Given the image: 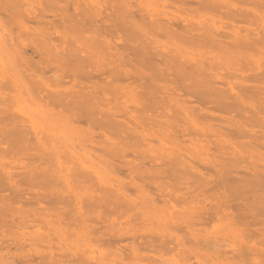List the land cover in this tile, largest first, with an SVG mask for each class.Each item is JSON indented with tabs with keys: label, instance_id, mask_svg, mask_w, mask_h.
Returning a JSON list of instances; mask_svg holds the SVG:
<instances>
[{
	"label": "bare ground",
	"instance_id": "6f19581e",
	"mask_svg": "<svg viewBox=\"0 0 264 264\" xmlns=\"http://www.w3.org/2000/svg\"><path fill=\"white\" fill-rule=\"evenodd\" d=\"M190 259L264 264V0H0V264Z\"/></svg>",
	"mask_w": 264,
	"mask_h": 264
},
{
	"label": "rangeland",
	"instance_id": "374dc122",
	"mask_svg": "<svg viewBox=\"0 0 264 264\" xmlns=\"http://www.w3.org/2000/svg\"><path fill=\"white\" fill-rule=\"evenodd\" d=\"M30 25H31V24H30ZM13 26L16 28L15 25H13ZM12 28H13V27H12ZM12 28H11V30H12ZM15 28H13L12 31H15V30H16ZM16 32H17V31H16ZM21 36H22V37H25V36H23V35H21ZM22 37H21V38H22ZM25 39H26V38H25ZM25 39H24V40H25ZM26 52H27L28 55L30 54V50H29V49H27ZM34 60H37V57H34ZM83 128H84V127H83ZM128 157H130L128 160H131V158H132L131 155H130V156L128 155ZM132 159H133V158H132ZM27 161H28V160H27ZM146 165H147V164H146ZM146 165H145V166H146ZM148 165H149V164H148ZM119 175H120V177H118V178H122V180H123V179L125 180L126 178H128L126 172H124V171H122ZM117 176H118V175H117ZM114 177H116V176L113 175L112 178H114ZM116 178H117V177H116ZM116 178H115V179H116ZM113 180H114V179H113ZM114 182H116V181H114ZM132 193H133V192L130 191V194H132ZM132 196H133V195H132ZM180 205H181V204H180ZM180 205H179V206H180ZM35 208H36V207H35ZM26 209H27V208H26ZM28 209H29V208H28ZM216 225H217V224H212L211 226H213V227H208V229L210 228L209 231H210V230H213L214 226H216ZM41 230H42V229H41ZM13 237H14V236H13ZM13 237H12V238H13ZM126 243H127V242L122 243L121 246H124ZM10 249H11V251L14 250V248H12V247H11ZM142 251H143V250H141V252H142ZM107 252H108V251H107ZM174 252H175V251H174ZM174 252H171V253H173V254H171V256H170V253H169V255L167 254L168 256L165 255L163 258H164V259H165V258H167V259H171V258H175V257H177V256H174V257H173V255H176ZM142 253H143V252H142ZM145 253H146V252H144V254H145ZM140 254H141V253H140ZM146 255H147V254H146ZM142 256H143V255H142ZM142 256H140V258H143ZM146 258H147V257H146ZM175 259H177V258H175ZM191 260H192V259H190V263L193 262V264H195V262L193 261L194 259H193L192 261H191Z\"/></svg>",
	"mask_w": 264,
	"mask_h": 264
}]
</instances>
